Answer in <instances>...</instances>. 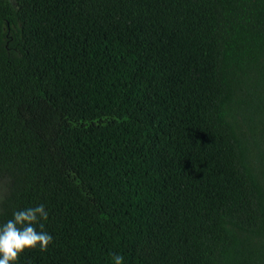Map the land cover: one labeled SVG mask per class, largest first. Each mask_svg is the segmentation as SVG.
<instances>
[{
    "label": "trees",
    "instance_id": "obj_1",
    "mask_svg": "<svg viewBox=\"0 0 264 264\" xmlns=\"http://www.w3.org/2000/svg\"><path fill=\"white\" fill-rule=\"evenodd\" d=\"M37 203L19 264H264V0H0V223Z\"/></svg>",
    "mask_w": 264,
    "mask_h": 264
},
{
    "label": "clouds",
    "instance_id": "obj_2",
    "mask_svg": "<svg viewBox=\"0 0 264 264\" xmlns=\"http://www.w3.org/2000/svg\"><path fill=\"white\" fill-rule=\"evenodd\" d=\"M48 218L45 204L37 203L13 211L11 218L0 223V264H19L26 251H47L53 242L52 234L43 230ZM111 260L113 264H125L119 254H112Z\"/></svg>",
    "mask_w": 264,
    "mask_h": 264
}]
</instances>
